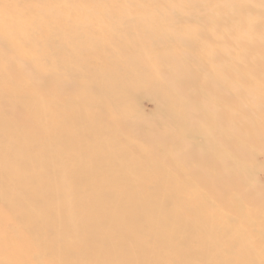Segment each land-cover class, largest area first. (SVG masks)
Returning a JSON list of instances; mask_svg holds the SVG:
<instances>
[{
    "label": "bare ground",
    "instance_id": "obj_1",
    "mask_svg": "<svg viewBox=\"0 0 264 264\" xmlns=\"http://www.w3.org/2000/svg\"><path fill=\"white\" fill-rule=\"evenodd\" d=\"M79 1L0 0V264H264V0Z\"/></svg>",
    "mask_w": 264,
    "mask_h": 264
},
{
    "label": "rangeland",
    "instance_id": "obj_2",
    "mask_svg": "<svg viewBox=\"0 0 264 264\" xmlns=\"http://www.w3.org/2000/svg\"><path fill=\"white\" fill-rule=\"evenodd\" d=\"M86 2H87V1H83V0H82V1H79V7H80V9L82 8L81 10H83V11H85V10L88 11L89 9H91V6H94V5H95V4H90V3H88V2L86 3ZM77 4H78V1L72 3L71 6H72V7H76V6H77V8H78V5H77ZM87 4H88L89 6H88ZM60 5H62V6L65 5V8H66V7H71V6H69L68 4H60ZM83 5H84L85 7H84ZM90 5H91V6H90ZM18 6H19V5H18ZM21 6H22V5H21ZM21 6H20V7H21ZM62 6H60V7H61L60 9H63V8H64V7H62ZM15 7H16V6H15ZM83 7H84V8H83ZM16 8H17V7H16ZM85 8H86V9H85ZM63 10H64V9H63ZM63 10H61V11H63ZM65 11H66V12H65ZM65 11H64L63 14H64V15H67V8L65 9ZM70 16H71V15H70ZM92 17H93V16H92ZM94 18H95L96 20L98 19V17H93V18L90 17V19H91L90 21H91L92 23H94L95 25H97V24H96L97 21L95 20V21H96V22H95V21H94ZM139 106H141V109H142L143 112L146 113L147 115H152V114L155 112V105H154V103L151 102V101H148V100H141ZM261 174L264 176V173L261 172V173L258 174V179H259V181H260L261 183L264 184L263 176H262Z\"/></svg>",
    "mask_w": 264,
    "mask_h": 264
}]
</instances>
